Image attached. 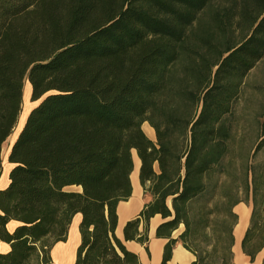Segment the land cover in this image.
Masks as SVG:
<instances>
[{
  "label": "trees",
  "instance_id": "obj_1",
  "mask_svg": "<svg viewBox=\"0 0 264 264\" xmlns=\"http://www.w3.org/2000/svg\"><path fill=\"white\" fill-rule=\"evenodd\" d=\"M230 2L0 0V175L25 80L36 102L8 144L0 264H50L77 213L74 264H141L114 233L133 152L143 206L125 241L147 243L159 215L160 264L177 244L190 264H233L244 203L241 250L253 261L264 249V107L254 129L233 111L264 57V0Z\"/></svg>",
  "mask_w": 264,
  "mask_h": 264
},
{
  "label": "crops",
  "instance_id": "obj_2",
  "mask_svg": "<svg viewBox=\"0 0 264 264\" xmlns=\"http://www.w3.org/2000/svg\"><path fill=\"white\" fill-rule=\"evenodd\" d=\"M143 126H145V130L143 129L145 134L149 138L153 139L154 134H153V130L150 128V126L147 124H143ZM143 126H142V128H143ZM138 168H139V166H138ZM2 175H3V172L0 175V189H3L7 186V185H5V182L3 183V181H2V179H3ZM136 177H137V184H138L136 189L134 186H132L131 196L126 201H120L117 204V208H116L117 224H116V228H115L114 233H115V236L124 244V246L126 247L127 250L137 254L141 264H160L161 260H162L163 248H164V245H165L167 239L155 237L156 227L161 222L164 221L159 215H155L149 219L148 227H147V236H148L147 243H145V244L139 243V242H136L133 240L125 241L123 238V227H124L125 223L128 220H131V219L137 217L138 213L140 212V210L143 206L142 189H141V186L138 182V169L136 172ZM240 205H242L245 209L249 210V216H250V207L246 206L244 203H239L238 205L235 206L234 210L238 215V221H237V224L235 225L234 230H233V234H234V244H233V248H232L233 264H262V260L264 257V251L259 252L255 256L254 260L250 261L249 257L246 256L245 254H243V252L241 250V239H242L244 232L248 226L249 216H248V219L246 222V226L242 232V235L239 237V242H237V238L235 236V230H236V227L239 225L240 220H241V215H240L241 210H239L238 212L236 210L241 207ZM72 226H73V220L69 226L67 239H66V241H63V243H65V244L70 239V231H71ZM118 229H119V232L117 233ZM138 230H139V232L143 231L142 222H140ZM181 230H182V227H180L178 229L177 233H175L176 231L173 232V237H176ZM78 233H79V230H78ZM79 238H80V236H79ZM237 243H238V245H237ZM55 245H56V243L53 245V247L51 248V251H50V255H51V263L50 264H56L55 260L53 258V255H52V250L55 247ZM235 246H237L236 249H235ZM8 249H9V246L6 243L0 242V252L4 253V252L8 251ZM156 259H157V263L154 262ZM193 259H194V256L189 251L184 249L182 247V245L177 244L173 248L171 259L169 261H167V264H190V262Z\"/></svg>",
  "mask_w": 264,
  "mask_h": 264
},
{
  "label": "rangeland",
  "instance_id": "obj_3",
  "mask_svg": "<svg viewBox=\"0 0 264 264\" xmlns=\"http://www.w3.org/2000/svg\"><path fill=\"white\" fill-rule=\"evenodd\" d=\"M228 6H231L230 0H212V7H215L217 9ZM236 16L237 15H235V18ZM236 23L237 24H232L233 32L235 35L239 33V29L237 28V25L239 26V24L238 22ZM35 104L36 102H32L30 100V85L29 82L25 80L23 86V92H22V110L12 135L7 140V142L5 143L2 149V162L4 161V163H2L3 173H4V168L10 166L6 160L9 145L12 144L13 140L16 137V134L18 133L19 129L24 123L27 113ZM263 107H264V57L255 64V66L249 71V73L244 78V82L241 88V96L239 100L234 104L233 111L238 126L243 127L247 125H253L252 129H254L256 123L255 118L256 117L258 118L260 112L263 110ZM143 129L145 130V126H143ZM252 134L254 135V132H252ZM71 189H76V187H72ZM177 231L178 230H176L175 233H177Z\"/></svg>",
  "mask_w": 264,
  "mask_h": 264
},
{
  "label": "bare ground",
  "instance_id": "obj_4",
  "mask_svg": "<svg viewBox=\"0 0 264 264\" xmlns=\"http://www.w3.org/2000/svg\"><path fill=\"white\" fill-rule=\"evenodd\" d=\"M133 162H134V169L130 175L131 176L130 178H131L132 186H134L136 189L138 185L136 172L139 166V159L136 157L134 152H133ZM2 163H4V161ZM9 170H10V166L4 168V173L2 175V178H3L2 181L3 183L5 182V185H7L9 181L8 179ZM240 206H239L240 208L236 210L237 212L241 210L240 212L241 220L235 230V236L237 238V242H239V237L242 235V232L246 226V222L249 216V210L245 209L242 205ZM72 220H73V226L70 231L69 241L66 244L63 243L62 241L56 243L55 247L52 250V255H53V258L56 264H74L76 248L80 242L79 233H78V224H79V221L81 220V215L79 213L75 214ZM118 232H119V229L117 230V233ZM236 247L237 246H235V249ZM154 262L157 263V259Z\"/></svg>",
  "mask_w": 264,
  "mask_h": 264
}]
</instances>
